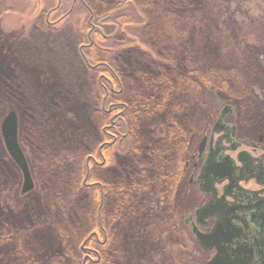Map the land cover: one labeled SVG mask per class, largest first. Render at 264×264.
Here are the masks:
<instances>
[{
	"label": "rangeland",
	"instance_id": "obj_1",
	"mask_svg": "<svg viewBox=\"0 0 264 264\" xmlns=\"http://www.w3.org/2000/svg\"><path fill=\"white\" fill-rule=\"evenodd\" d=\"M73 1H62V14ZM84 1L88 7L78 1L69 17L57 21L61 13L52 12L55 22L45 24V0H0V185L20 172L0 192V264L67 258L81 237L74 229L93 241L84 260L96 259L99 243L110 239L105 255L112 250L120 264H205L211 254L185 223L206 199L190 181L193 156L226 107L234 113L225 120L242 136L264 133V0H175L170 11L165 0L158 7L154 0ZM11 111L33 179L27 191L3 144L1 124ZM128 143L166 146L182 161L183 178L172 179L176 187L161 207L143 214L140 198L155 199L134 189L140 220L127 211L108 239L103 216L112 202L106 207L104 194L96 200L97 184L143 162L145 152L126 154ZM162 155L158 164L168 173L170 155ZM86 183L94 188L82 189ZM47 204H58L66 221Z\"/></svg>",
	"mask_w": 264,
	"mask_h": 264
},
{
	"label": "flooded vegetation",
	"instance_id": "obj_2",
	"mask_svg": "<svg viewBox=\"0 0 264 264\" xmlns=\"http://www.w3.org/2000/svg\"><path fill=\"white\" fill-rule=\"evenodd\" d=\"M62 1L58 0L56 4H53L51 3L53 1L45 0V3H49L47 7L44 6L48 12L43 20L45 24L55 22L49 18L52 12L61 13ZM74 1L68 7L69 9H64V13L60 14L57 21L69 17L73 12V6L78 1L88 7L84 0ZM88 45L90 47L94 45V42L91 40L90 44L86 43L83 46ZM229 110L233 115L234 110L231 107H226L221 111L219 118L213 123L210 135H205L201 143L198 144L197 157L196 155L193 156L196 160L192 165L194 171L190 175V181L198 183V188L206 196V199L201 206H195L194 215L191 214L186 217L185 223L191 225L199 247L204 252L211 254L205 264L217 254V248L215 246L209 249L203 248L193 226L195 225L203 233L213 231L215 225H217L219 213L209 217H201L197 211L201 210L208 202L211 203L215 198L221 199L220 203L226 205L230 204L227 202H231L245 207L243 210L232 214H237L238 219H231L232 225L243 229L241 238L244 241H253L254 243L256 238H264V229L259 234L258 232L261 229L259 224H254L250 217L251 214H255V221L257 219L260 221L259 216L264 217V133L259 132L256 138L242 136L238 133L239 127L236 123L225 120L228 117L225 113ZM186 165H189V163L187 162ZM207 170H209V176H207ZM183 171L184 167L182 166L178 180L183 178ZM215 203L217 205V202ZM245 219L249 220L247 224H245Z\"/></svg>",
	"mask_w": 264,
	"mask_h": 264
},
{
	"label": "trees",
	"instance_id": "obj_3",
	"mask_svg": "<svg viewBox=\"0 0 264 264\" xmlns=\"http://www.w3.org/2000/svg\"><path fill=\"white\" fill-rule=\"evenodd\" d=\"M165 1L169 2V4H170L169 5L170 7H168V11H170L171 7L173 8L176 6L175 0H165ZM183 1H185V0H181L180 2H182L184 4ZM162 2H164V0H154L153 4L155 7H158L157 6L158 4L166 5L165 3H162ZM184 5H187V4H184ZM106 47H107V49L110 48L109 46H106ZM147 52H149V51H147ZM150 55H151V57H153L152 53ZM165 68L168 69L167 66H165ZM100 88L101 87L98 83L97 89L99 90V92L101 91ZM156 143H158V142H156ZM127 147H128V150H127L126 154H130L131 152H134L136 155L138 152H141V151L145 152L143 155L144 156L143 162L140 164H133V165L128 164L126 169L124 168L125 171H124V174L122 176L119 175V177L116 176L115 178L113 176H111L110 178H107V179L105 177L104 181L99 180L100 182L97 184V188L100 187L102 189L101 190L102 194L99 191L100 188H99V190L97 189V191L99 193L97 194L98 196H97L96 200L98 201L100 199V197L104 194L102 201H104L106 207L109 206V201L112 202L110 204V208L107 209V211L105 212L109 217L108 220H106L102 214L103 226H104V229L106 230L105 232L107 234L108 239L111 238V235L113 236V231H114L113 225L117 224L119 217L120 216L123 217V214L125 215L127 213V211L133 215L131 217V219H133V217L136 216V220L139 221L140 220L139 214H143L144 212L148 211L149 209L153 211V210H155V208H157L159 206V204L161 207L164 199L169 198V196L173 193V189H175V187H176L175 182L177 184V181L179 178V172L181 171V168L183 165V163L179 159V157L173 155L172 151L168 150L166 148V146H163L161 149L154 148V146H153L151 148L152 150H150V149L143 150V149H138L133 145L131 146V143L130 144L128 143ZM181 150H182V148H181ZM109 151H111V147H109ZM165 151H168V153L170 155L169 157L171 160V164H172V166H171L172 171H170L168 173L163 171V166L160 169V166L158 164V159L160 158V156L161 157L163 156L162 153ZM171 153H172V155H171ZM108 155L110 157L109 152H108ZM110 159H112V158H110ZM162 159H163V157H162ZM112 160H113L112 161V165H113L115 162V159L113 158ZM168 166H169V164L167 165V167ZM18 170H19V168L17 170H13V172H11L9 174L11 179L9 177V179H8L9 181H7V183H6L5 179H2L3 181L1 180L3 183L0 185V192L3 191V188H4L3 185H5V187H9L13 183H15V182L11 183L14 180V175L16 178L15 181L18 180V177L20 176V172ZM2 174L3 173H0V177L2 176ZM167 174H170V175L166 176ZM164 176H165V178H164ZM93 177L94 176H92V178L90 177V179H96L95 177L94 178ZM172 179H173V181L175 179L174 183L172 182ZM7 184H9V185H7ZM90 186L91 185H87V183H86L85 185H83L82 189L85 190L86 188H90V190H92V188H94V187H90ZM134 189H142L144 191H149L151 193V195H153L155 201L157 200L158 202L157 203H155V201L148 202L147 197H145V198L141 197L140 203H139V206H140L139 214L135 215L134 214V206H136V204L132 202L133 197L131 196V193ZM169 189H171V191H169ZM87 190L88 189H86V191ZM36 205L38 206V204H36ZM37 206L34 207V209L36 211H37ZM45 207L50 208V210H52L54 216H56L57 214L60 215L61 218H63L64 216H67V215L63 214V211L58 206V204L55 206L47 204ZM166 208H168V207H166ZM70 212H71V210H70ZM70 212H67L68 215H71ZM74 213L83 215L85 212L84 211H82V212L76 211ZM64 218H66V217H64ZM64 218H63V220L66 221V219H64ZM157 219L160 221L164 220L161 217H159ZM167 219H170V214H168ZM123 220H125V217L123 218ZM121 222H123V221H121ZM22 225H23V222H22ZM111 225H112V227L110 228L109 226H111ZM97 226H98V224H97ZM74 228L72 227V229H74ZM21 229H22V227L18 228L17 231H20ZM13 231H15V229H13ZM72 232H74V236H77L80 233L81 237H82L83 231L78 232V230L74 229V230H72ZM104 236H105V233H104ZM104 236L102 235L101 238L103 239ZM81 237H78V239L75 240V244H73L74 247H72V246L69 247L70 250L68 251L69 254L67 255V258H69L68 260L72 261L70 264H120V263L115 262V261H117L118 258H116V255L115 256L113 255V254H115V252H113L112 250H110L108 252V255H105L104 249L106 247V244L107 243L109 244L110 242H112V241H110V239L108 240V242H106V244H103V243L100 244L99 243V250L101 248L102 251L101 252L99 251V253L96 252L97 253L96 259H92L91 261L88 259L84 260V256L86 255L85 251H84L85 250L84 246L85 245L91 246L93 244V241L90 240V243L88 244L87 240L85 241L86 238L83 240V238H81ZM5 238H9L7 234H6ZM70 244H72V238H70L69 245ZM110 245H111V243H110ZM71 249H72V251H71ZM55 257L56 256H53L50 258V259L55 260L54 264H64L66 262V259H67L66 257L63 258L62 255L59 256V258L56 257L58 259H56ZM45 263L50 264V262H48V260ZM15 264H18V262H15ZM19 264H22V263L20 262Z\"/></svg>",
	"mask_w": 264,
	"mask_h": 264
},
{
	"label": "water",
	"instance_id": "obj_4",
	"mask_svg": "<svg viewBox=\"0 0 264 264\" xmlns=\"http://www.w3.org/2000/svg\"><path fill=\"white\" fill-rule=\"evenodd\" d=\"M1 132L8 153L23 171L25 179L24 190L32 189L33 181L26 156L19 143L18 117L14 111H11L4 118L1 124ZM207 174L209 176V170H207ZM220 200L215 198L211 203L208 202L201 210L197 211L201 217H209L219 213L217 225H215L212 232L203 233L195 225L193 226L203 248L209 249L213 246L217 248V254L206 264H264V238L258 237L254 243L253 241H244L241 238L243 229L232 225L231 219H238L237 214H232L243 210L245 207L231 202H227L230 204L226 205L220 203ZM215 202H217V205H215ZM250 217L254 224H259L261 229L258 233L260 234L264 229V217L259 216L260 221L258 219L255 221V214H251ZM245 221V224H247L249 220L245 219Z\"/></svg>",
	"mask_w": 264,
	"mask_h": 264
}]
</instances>
